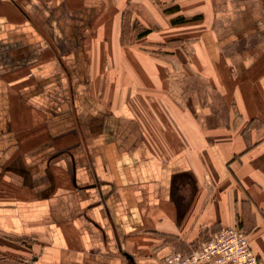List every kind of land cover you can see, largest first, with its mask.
I'll use <instances>...</instances> for the list:
<instances>
[{
    "label": "crops",
    "instance_id": "0c3cea01",
    "mask_svg": "<svg viewBox=\"0 0 264 264\" xmlns=\"http://www.w3.org/2000/svg\"><path fill=\"white\" fill-rule=\"evenodd\" d=\"M230 225L264 264V0H0V264Z\"/></svg>",
    "mask_w": 264,
    "mask_h": 264
},
{
    "label": "built area",
    "instance_id": "2783aa9c",
    "mask_svg": "<svg viewBox=\"0 0 264 264\" xmlns=\"http://www.w3.org/2000/svg\"><path fill=\"white\" fill-rule=\"evenodd\" d=\"M162 264H262L249 232L239 225L221 228L188 251L173 250Z\"/></svg>",
    "mask_w": 264,
    "mask_h": 264
},
{
    "label": "water",
    "instance_id": "95a60500",
    "mask_svg": "<svg viewBox=\"0 0 264 264\" xmlns=\"http://www.w3.org/2000/svg\"><path fill=\"white\" fill-rule=\"evenodd\" d=\"M129 256V255H128Z\"/></svg>",
    "mask_w": 264,
    "mask_h": 264
}]
</instances>
